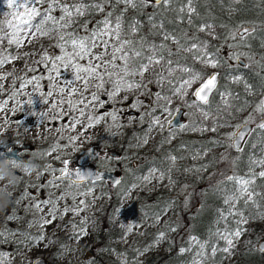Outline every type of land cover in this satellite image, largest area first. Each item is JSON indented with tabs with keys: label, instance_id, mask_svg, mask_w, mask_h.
Instances as JSON below:
<instances>
[{
	"label": "rangeland",
	"instance_id": "obj_1",
	"mask_svg": "<svg viewBox=\"0 0 264 264\" xmlns=\"http://www.w3.org/2000/svg\"><path fill=\"white\" fill-rule=\"evenodd\" d=\"M14 11L16 9L8 7L7 0H0V26L13 19L11 14ZM56 15L58 16L59 13ZM80 18H77V21ZM100 18L97 17L95 21ZM94 22L91 28L95 27ZM74 28L75 25L69 30H74ZM236 28L226 26V37ZM215 29L213 25L211 32L206 31L202 34L214 39ZM5 31L11 32L12 30L5 28ZM79 31L83 34V29ZM158 38L157 43H160L161 38ZM56 43L55 37H40L31 43L25 39L20 47L9 46L7 40L0 43V59L7 53L16 57L7 63H0V151L13 149L15 153V156L8 157L0 153V200L7 197L14 198L12 202H4L6 209L0 205V233H3L0 235V254L9 257L5 264H32V260L38 256L43 257L44 264H96L88 251L94 247L91 240L97 232L95 216L107 200V194L102 191V188H107L108 182L104 180L74 183L67 178L56 179L61 169L70 170L80 164H90L114 170L120 175L124 171L128 172V168L123 164L124 161L130 157L135 161V153L151 147L155 135L161 131L159 126L149 129L151 119L158 118L164 128L170 129V138L176 135L175 129L179 128L180 124L169 126L168 121L178 108L182 109L181 124L195 128H221L227 131V135L233 133L235 126L243 121H238L235 126L223 125L219 121L221 113L210 112L208 108L205 110L210 113L209 119L203 120L198 109L189 107L193 100L192 89L197 84L188 89L187 95L181 98L180 95L173 94L167 80L159 81L151 71L145 73L143 77L135 76L126 79L120 85V91L111 98L108 93L114 91L113 81L118 79L115 76L99 90L95 87L98 81L92 78L87 81L88 90L84 89L82 81L69 85L67 81L74 78L73 69L59 67L58 72L52 71L51 64L44 59L45 51L51 58L61 54L59 48L53 47ZM227 43V49H232L230 45L237 44L238 41L229 38ZM168 45L169 47L176 46L171 41ZM171 58L175 59V57ZM87 62L81 61L80 63L86 64ZM238 62L241 64L242 60ZM201 66L207 70L206 74L212 70L217 71L216 68ZM162 69L163 65H158L156 70L160 72ZM108 71H119V69L108 68ZM217 74L219 81L221 75L218 72ZM81 75L84 74L81 73ZM176 75L180 74L176 73ZM233 76L240 75L224 74L222 76L219 92H229ZM129 83L141 86L128 88ZM164 84L168 85L167 93H162L159 89ZM73 88L77 91L70 96L69 92ZM93 92L97 93V100H93ZM157 94L160 95V99H157ZM256 96L259 102L264 99V89ZM163 97H167L171 103H167ZM151 99L158 102L161 107L160 111L154 115H149L150 113L145 109V103ZM216 99L219 104H222V97L217 93ZM29 100L32 101L31 104L28 103ZM69 101H71V106ZM164 108L168 111H164ZM81 109H83V114ZM196 116L200 121L193 123ZM31 118H33L32 124L30 123ZM144 123L147 124L135 138V142L126 149L124 148L127 152L124 154L118 146L121 143L125 126H139ZM253 126L254 124L251 123L250 130ZM181 132L192 137H199L213 131ZM145 136L147 143L143 142ZM246 141L247 145L252 146L258 140L252 135H246ZM243 143L242 141L241 144ZM35 145L44 147L42 150L35 151ZM261 146L264 147V143H261ZM197 153L190 160L176 157L174 166L169 161L167 171L159 170L164 173L162 180L154 178L150 182H143L140 178L152 169L148 168L137 182L122 186L111 221L122 227L124 231L113 242L118 247H127L140 238L145 237L149 241L143 247L135 248L132 254L117 251L113 247L106 254L116 257L119 264H141V260L146 256L170 249L172 231L168 228L173 227L170 225V208H165L167 211L163 210L159 214H151L146 208L135 204V197L138 191L152 194L158 189L166 190L170 197L175 195L184 197L202 170V165L196 163L201 158V153L198 155ZM64 161L68 162L67 165ZM193 169L200 170L194 171ZM247 171L248 168L244 173L238 174L230 170L225 174L230 175L235 172L238 175H244ZM255 171L259 172L261 168L257 167ZM181 173L186 174L188 181L176 183L172 176ZM21 177L25 179L24 184L21 183ZM47 200L51 203L45 204L44 201ZM81 201L84 203L81 204ZM36 205L39 207H35ZM53 208H55L54 220L49 215ZM65 209L80 210L65 211ZM250 211L254 213L255 209L250 208ZM158 215L159 220H157ZM245 215L248 213L246 212ZM45 220H52V223L44 224ZM252 225L261 226L263 230L256 233L252 230ZM129 227H131L130 231ZM219 227L222 229L223 223ZM245 227L247 231L235 242L236 246L231 254L219 252L215 257L209 256L205 264H228L233 261L238 256L239 249L246 245L251 235L254 237L253 244L257 246L258 241L264 238V218L249 219ZM81 230H83L82 234L75 235ZM215 230L216 226L213 231ZM161 231L166 232V239L158 241L157 236ZM39 235H43V241H28V237ZM62 235L65 240L60 243L58 240ZM190 236L197 237L190 233L183 236L182 240H185V245L177 248L175 257L177 264H191L193 261L192 252L182 254L179 251L182 247H188ZM56 246L59 248L58 252L53 251ZM220 246H224L223 242H220Z\"/></svg>",
	"mask_w": 264,
	"mask_h": 264
},
{
	"label": "snow or ice",
	"instance_id": "obj_2",
	"mask_svg": "<svg viewBox=\"0 0 264 264\" xmlns=\"http://www.w3.org/2000/svg\"><path fill=\"white\" fill-rule=\"evenodd\" d=\"M233 2H236V0H233ZM194 3L195 0H7L8 7L14 8L16 11L11 14L12 20H8L0 26V43L7 40L9 46L20 47L24 44L25 39L31 43L40 37H55L57 43L53 47L59 48L61 54L54 58L49 57L47 51L44 54V59L51 64V70L58 72L59 67H70L73 69L74 78L71 81H67V83L72 85L77 81H82L85 90H88L87 81L89 78L98 81L95 87L99 90L104 84L112 81L114 76L118 77V79L113 81L114 91L108 93L110 98L120 91V85L126 79L135 76L143 77L149 71L157 76L159 81L167 80L173 94L180 95L181 98L187 95L188 89L193 88L198 83L199 86L195 87V90L191 93L194 99L189 107L198 109L203 116V120L207 121L210 113L205 109L206 106H210V96L214 92L222 97L223 110L226 111L228 107H231L230 98L232 93L228 91L219 92L218 74L213 72L210 75H206L204 71L197 70L194 67L195 63H200L205 67H219L220 61L217 58V54L210 52L208 50L209 43L200 40L198 36L189 37L187 33L177 35L175 30L168 31L165 28L164 20H161L160 23L155 22L157 14L163 15L167 12H174L175 18L171 21L172 23L183 22L185 17H187L189 27L195 28L197 33L211 32L213 25L207 23L197 25L194 23L193 17L198 16ZM114 5L124 6L119 9V14L107 10ZM175 5H178V7H174ZM149 7L155 9V12L148 16L149 31L151 35L161 38L160 43H155L150 41L148 37L139 35L141 29L140 21H125V13L128 10L140 9L142 11ZM56 13H59V15L57 16ZM94 13H100L101 18L94 22L95 27H92L91 30H89L90 26L88 23L80 25V28L83 29V34L79 30H69L73 29V26L77 24V18ZM5 28H9L12 31L7 32ZM255 32L256 28L240 25L237 26L235 31H230L225 39L230 38L238 41L237 44L230 45V47L235 49L240 45L247 46L248 38L252 37ZM213 35L215 34L213 33ZM169 41L176 44L175 49L169 47ZM5 53H7L6 49ZM181 53L186 55L181 56ZM244 55L233 51L229 58L239 61ZM173 56L177 58L172 59L171 57ZM15 58L10 53H7L0 59V63H7L10 59ZM189 58L193 61V65L188 64ZM81 61L88 62L81 64ZM158 65H163V69L160 72L156 70ZM248 66L247 64L244 65V67ZM108 68L119 69V71H108ZM81 73L84 75L82 76ZM176 73L180 75H176ZM231 79L234 83H240L243 80L241 76H233ZM133 86L140 87L141 85L127 84L128 88ZM245 89L248 91L251 86L245 84ZM75 91L77 89L73 88L69 95L71 96ZM49 95H52V93H49ZM92 97L93 100H97V93L93 92ZM160 98V95L157 94V99ZM163 99L167 103H171V100H168L167 97H163ZM28 103L31 104L32 101L29 100ZM69 104L71 106V101H69ZM163 110L168 111L167 108ZM239 110L237 109V111ZM254 111L262 115V119L256 124L255 129L249 130L247 128L248 124L253 123V118L250 116L242 124L235 126L237 130L228 135L229 143L227 145H224L219 140L212 141V143L225 146L226 149L234 148L242 153L244 148L241 142H247L246 135L251 136L257 129L264 135V99L256 105ZM81 113L83 114V109H81ZM113 119H115L114 116ZM168 124L171 125L170 120ZM157 126L161 130L164 128L158 118L149 121L150 130ZM179 130L216 132L217 128H195L190 125L180 124ZM143 142L147 143L146 136L143 138ZM261 143H264V140ZM252 148H257V144H252ZM176 159L175 156L167 157L172 166L175 165ZM239 159L240 157L232 158L227 154H221L220 156V160L226 162L230 169L237 164ZM67 163V161H64L65 165ZM202 167L206 168L207 165ZM247 167L248 171L244 175H238L235 172L230 175L222 174L223 178L217 182L223 207L217 210V218L214 222L216 230H209V235L205 240L190 236L188 247H182L179 250L182 254L185 252L193 253L194 258L191 264H205L209 256L215 257L219 252L231 254L235 249V242L247 231L245 226L249 219L264 218V211H261V205L257 201V197L264 196V193L255 191L257 179H264V149H262L260 156H256L255 153L249 156ZM257 167L261 168V171L256 172L255 169ZM193 170L199 171L200 169ZM157 173L159 174L157 175ZM70 175V171L64 168L61 169V176L56 179H64ZM154 178L162 180L164 173L159 172L157 168H152L147 175L142 176L140 179L143 182H150ZM76 179L82 181L85 176L77 172ZM96 179H100V177L97 176ZM73 182L75 183L76 181ZM116 183L120 182L116 181ZM220 185H223V187H219ZM133 186L135 187V185ZM44 203L49 204L51 201L47 200ZM83 203L84 201H81V204ZM35 207H39V205ZM250 208H254L255 212L250 211ZM70 210L79 211L80 209H65V211ZM164 211H167V209H164ZM246 212L248 215H245ZM54 213L55 208L49 213L53 220L55 219ZM157 220H159V215ZM43 223L50 224L52 220H45ZM221 223L224 225L222 229L219 227ZM130 230L131 227H129ZM168 230L174 232L176 228L169 226ZM82 231L75 233V235L82 234ZM0 235H3V233H0ZM43 239V235L28 237L29 242L33 240L43 241ZM164 239H166V232L161 231L157 236V240ZM220 242H223V247L220 246ZM257 248L261 253H264V244H258ZM8 259L9 257L0 254V264H5Z\"/></svg>",
	"mask_w": 264,
	"mask_h": 264
},
{
	"label": "trees",
	"instance_id": "obj_3",
	"mask_svg": "<svg viewBox=\"0 0 264 264\" xmlns=\"http://www.w3.org/2000/svg\"><path fill=\"white\" fill-rule=\"evenodd\" d=\"M120 6L114 5L107 10L119 14V9L122 8ZM194 6L198 13V16L193 17L194 23L197 25L203 23L214 25L216 28L214 39L202 33H197L195 28L189 27L186 21L187 17H185L183 22L172 23L171 21L175 18L174 12H167L163 15L157 14L155 22L160 23L161 20H164L165 28L168 31L175 30L177 35L187 33L189 37L198 36L200 40L209 43L208 50L216 53L220 61L219 67L216 68L217 72L221 75L218 81V90L221 88L220 83L224 74L229 76L239 74L243 78L242 83L230 82L229 92L232 93L230 98L231 107H228L226 111L223 110L224 106L219 104V101L216 99V92H214L210 96L211 104L210 106H206V108L210 112H220L221 117L219 121L223 125L235 126L238 121H244L252 116L254 124L252 129H255V123L262 119V115L254 110L256 105L259 104L256 94L264 89V0H236V2H233V0H223V2L221 0H195ZM174 7H178V5ZM154 12L155 9L151 7L145 8L142 11L140 9H130L125 13V21H140L141 29L139 35L146 36L150 41L157 43L159 38L150 34V24L148 22V16ZM97 17H101V14L94 13L81 17L77 21L74 30H81L80 25L84 23L89 24L90 30L92 23ZM240 25L256 28V32L252 37L248 38L247 46L240 45L235 49H227L228 43L225 39L226 26L232 28ZM171 48L175 49L176 46H172ZM233 51L237 54H245L241 57V64L237 60L229 58ZM180 55L184 56L186 54L181 53ZM188 64L193 65V61L190 58ZM245 64L249 66L244 67ZM194 67L197 70L207 72L198 63H195ZM245 84L250 85L251 89L246 91ZM159 89L162 93H167L169 90L166 84L160 86ZM160 108V104L152 99L145 103V109L151 115L158 113ZM237 109L240 110L237 111ZM198 121L200 119L196 116L194 122H192L196 123ZM146 124L125 126L118 149L126 154L127 152L124 151V148L126 149L127 146L135 142V138L141 133ZM174 133L176 135L170 138V129L163 128V130L155 135L151 147L135 153V161L131 160V157L124 161L123 164L128 168V172H123L119 180L120 183H110L107 181V188H102V191L107 194V200L103 208L96 213L97 232L91 240L94 247L88 251L91 253V258L96 264H119L116 257L106 254L112 247L117 251L132 254L135 248H141L149 241L148 238L144 237L137 239L127 247H118L113 241L118 239L124 230L111 221L119 192L123 188L122 186H125L127 183L137 182L146 169L157 168L158 170L167 171L166 169L169 165L167 157L175 156L190 160L192 156H195L196 152L201 153V158L196 163L202 166L207 165L206 168L201 166L202 170L199 172L197 180L193 181L184 197L177 195L170 197L164 189H158L152 194L138 191L135 197V204L146 208L151 214H159L165 208H170V225L176 228V231H172L171 233L172 244L170 249L159 254L152 253L143 258L140 263L177 264V260L175 259L176 253L179 247L185 245V240H182V238L186 233L195 234L198 238H207L209 230L213 231L215 229L216 225L214 222L217 218V210L223 207L221 193L218 191L217 185V182L223 178L222 174L230 170H234L238 174L244 173L248 168L247 161L249 156L253 153L256 156L260 155L262 154V149H264L261 146L264 135L258 129L252 134L258 140L256 143L257 148L253 149L250 144L247 145L244 142L242 145L244 151L242 153L234 148L226 149L225 146L212 143L215 140L222 141L224 145L229 143L227 131L221 128L217 129L216 132H210L205 136L199 137L186 135L179 128H176ZM43 147L35 145V151L42 150ZM221 154H227L232 158L240 157V159L230 169L226 162L220 160ZM172 178L176 183L188 181L185 173L173 175ZM21 183H25L23 177H21ZM219 187L222 188L223 185ZM255 191L264 193V179H257ZM13 200V197H7L4 200H0V205L6 209L4 202H12ZM257 201L261 205V211H264V196L257 197ZM251 228L256 233L263 230L261 226L256 225H252ZM253 238V235H251L246 245L239 249L238 256L228 264H264V253H261L257 246L253 244ZM64 240V235H62L58 241L62 243ZM58 250L59 248L56 246L53 251L58 252Z\"/></svg>",
	"mask_w": 264,
	"mask_h": 264
},
{
	"label": "water",
	"instance_id": "obj_4",
	"mask_svg": "<svg viewBox=\"0 0 264 264\" xmlns=\"http://www.w3.org/2000/svg\"><path fill=\"white\" fill-rule=\"evenodd\" d=\"M213 72L217 73L216 70H212V71H209L206 75H210ZM198 86H199V84L197 83V85L195 87H198ZM195 87L192 89V92L195 90ZM181 112H182V109L178 108L174 112V114L171 116L170 121H171L172 126H175V125L182 123V119L180 118ZM242 123L243 122H241L239 124H242ZM247 128L250 130L251 124H248ZM236 130L237 129L235 128L234 131H236ZM0 153L4 156H7V157L8 156H15L13 149L1 150ZM69 171H70L71 175L69 177H66V178L71 180V181H76V182H86V181L93 182V181H99V180H106L110 183H116V181H119L121 178L120 173L115 172L114 170L100 168V167L90 165V164H80V165L76 166L75 168L70 169ZM77 172H80L81 174H83L85 176V179L82 181L77 180L76 179V173ZM60 176H61V173L59 175H57V177H60ZM97 176H99L100 179H96ZM258 244H264V238L260 239L258 241L257 245ZM32 264H44L43 257H41V256L35 257L32 260Z\"/></svg>",
	"mask_w": 264,
	"mask_h": 264
},
{
	"label": "bare ground",
	"instance_id": "obj_5",
	"mask_svg": "<svg viewBox=\"0 0 264 264\" xmlns=\"http://www.w3.org/2000/svg\"><path fill=\"white\" fill-rule=\"evenodd\" d=\"M30 123H31V124L33 123V118H31Z\"/></svg>",
	"mask_w": 264,
	"mask_h": 264
}]
</instances>
